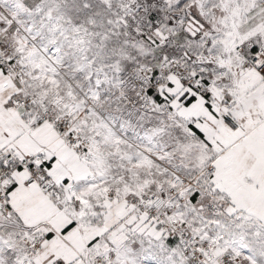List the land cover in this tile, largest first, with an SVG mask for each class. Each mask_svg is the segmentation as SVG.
Segmentation results:
<instances>
[{"label": "snow or ice", "instance_id": "snow-or-ice-1", "mask_svg": "<svg viewBox=\"0 0 264 264\" xmlns=\"http://www.w3.org/2000/svg\"><path fill=\"white\" fill-rule=\"evenodd\" d=\"M0 264H264V0H0Z\"/></svg>", "mask_w": 264, "mask_h": 264}]
</instances>
